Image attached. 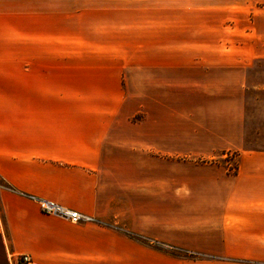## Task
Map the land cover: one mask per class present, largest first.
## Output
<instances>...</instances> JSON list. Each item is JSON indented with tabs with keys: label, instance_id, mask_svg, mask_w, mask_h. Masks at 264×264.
<instances>
[{
	"label": "crops",
	"instance_id": "0c3cea01",
	"mask_svg": "<svg viewBox=\"0 0 264 264\" xmlns=\"http://www.w3.org/2000/svg\"><path fill=\"white\" fill-rule=\"evenodd\" d=\"M142 4L62 18L60 0H0V264H264V149L245 145L264 0ZM64 36L99 44L77 61Z\"/></svg>",
	"mask_w": 264,
	"mask_h": 264
},
{
	"label": "rangeland",
	"instance_id": "374dc122",
	"mask_svg": "<svg viewBox=\"0 0 264 264\" xmlns=\"http://www.w3.org/2000/svg\"><path fill=\"white\" fill-rule=\"evenodd\" d=\"M146 0H60V12L61 17H65L64 14H75L84 12H111V9H115L116 6L121 7L122 13L137 12L141 7H147ZM93 22H99V20H93ZM100 23V22H99ZM75 39L76 41V56L77 61L85 60L90 57L95 51V47L98 46L99 41L97 36L92 37H61V45H67L68 41ZM91 40V42L89 41ZM89 41V42H88ZM91 44V45H90ZM74 46V45H72ZM63 55V54H61ZM67 55V52L64 54ZM86 58V59H87ZM261 72L264 73V64H261ZM264 75V74H263ZM259 97L255 99V94H250L246 105L247 114V126L245 132V145L250 148L264 149V93L259 94ZM238 159L239 154L236 151L223 152L218 162L222 164L229 173H236L238 171ZM138 240V239H137ZM139 241L146 242L141 236ZM154 245L159 246L156 243ZM173 255L185 256L183 252L176 251L175 247L164 245L160 246ZM192 255L191 259H199L201 255L197 252L187 251Z\"/></svg>",
	"mask_w": 264,
	"mask_h": 264
},
{
	"label": "built area",
	"instance_id": "2783aa9c",
	"mask_svg": "<svg viewBox=\"0 0 264 264\" xmlns=\"http://www.w3.org/2000/svg\"><path fill=\"white\" fill-rule=\"evenodd\" d=\"M39 205L44 214L57 216L72 224H89L97 223L98 220L94 216L71 210L60 204H56L47 200H39ZM9 264H39L30 255L22 254L18 256L17 261L11 257Z\"/></svg>",
	"mask_w": 264,
	"mask_h": 264
},
{
	"label": "trees",
	"instance_id": "16d2710c",
	"mask_svg": "<svg viewBox=\"0 0 264 264\" xmlns=\"http://www.w3.org/2000/svg\"><path fill=\"white\" fill-rule=\"evenodd\" d=\"M131 237H133L134 239H140V236L138 235H135V234H130ZM175 249L176 251H180V252H183L185 254L186 257H191L192 255L189 254V252L187 251H181V250H177L176 248H173Z\"/></svg>",
	"mask_w": 264,
	"mask_h": 264
}]
</instances>
